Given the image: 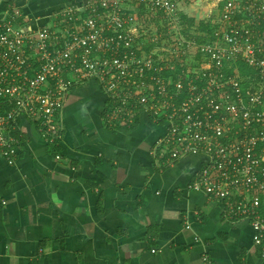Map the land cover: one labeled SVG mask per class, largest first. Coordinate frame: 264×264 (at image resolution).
I'll return each instance as SVG.
<instances>
[{"label": "built area", "instance_id": "2783aa9c", "mask_svg": "<svg viewBox=\"0 0 264 264\" xmlns=\"http://www.w3.org/2000/svg\"><path fill=\"white\" fill-rule=\"evenodd\" d=\"M201 2L209 34L199 41L202 33L177 30L169 49L177 59L168 64L142 53L140 26L130 21L141 10L174 23L179 0H85L45 23L7 8L0 18V156L17 160L24 121L57 145L70 89L95 79L112 124L131 125L145 113L164 126L151 149L159 166L204 158L188 188L219 200L232 223L248 221L264 256V0Z\"/></svg>", "mask_w": 264, "mask_h": 264}, {"label": "crops", "instance_id": "0c3cea01", "mask_svg": "<svg viewBox=\"0 0 264 264\" xmlns=\"http://www.w3.org/2000/svg\"><path fill=\"white\" fill-rule=\"evenodd\" d=\"M84 1L0 0V18L14 7L45 23ZM206 10L196 0L192 17ZM107 107L95 79L74 86L57 145L24 121L17 160L0 156V264H264L250 223H232L219 200L188 188L204 158L159 166L151 149L164 126L145 113L112 124Z\"/></svg>", "mask_w": 264, "mask_h": 264}, {"label": "rangeland", "instance_id": "374dc122", "mask_svg": "<svg viewBox=\"0 0 264 264\" xmlns=\"http://www.w3.org/2000/svg\"><path fill=\"white\" fill-rule=\"evenodd\" d=\"M179 1L181 4V9L174 23L168 22L162 15L161 16L163 17V19L161 16H160L161 19H159L158 16L151 17L150 13L144 11L143 13L139 14V21L137 22L138 25L140 26V33H141L136 40L138 42V48L140 50L141 49L143 50L142 51L143 54L144 52L151 53L153 51V53L159 55L158 59L162 60L165 64H168V62L177 59L175 55H172V53L169 52L170 46L173 44L171 38L174 37L175 32L178 30L180 33H183L185 36H189V34L193 31L198 32L197 28L199 27V22L203 21V19L195 20L193 22L182 21L181 19L182 13L188 12L187 11L188 6L190 5L195 6L196 0H179ZM183 6L185 7V10L183 9ZM155 17L158 19L155 20ZM204 20H208V19L204 18ZM132 22L133 21L131 20L130 23ZM194 28L196 30H194ZM201 37L203 38L204 36L201 35ZM155 38L157 39L154 40ZM154 50H157L158 52Z\"/></svg>", "mask_w": 264, "mask_h": 264}, {"label": "trees", "instance_id": "16d2710c", "mask_svg": "<svg viewBox=\"0 0 264 264\" xmlns=\"http://www.w3.org/2000/svg\"><path fill=\"white\" fill-rule=\"evenodd\" d=\"M141 13H143V11L141 12ZM185 13V12H184ZM182 13V15H181V19H182V21H187V22H193V21H195L196 19L194 18V17H190L189 15H188V13ZM150 15V14H149ZM151 17L152 16H158L159 17V19H161V15L159 14V15H150ZM161 16V17H160ZM152 19V18H151ZM154 19V18H153ZM158 18H156L155 17V20H157ZM162 19H163V17H162ZM204 21V22H203ZM203 21H201V22H199V27L197 28L198 29V33H202V35H207V34H209V31H210V22H209V20H204L203 19ZM194 30H196L195 28H194ZM200 31V32H199ZM197 38H198V40L199 41H205V39H203V38H201V37H199L198 35H197ZM187 63L188 62H190V59L189 58H187V57H184L183 58ZM181 68V67H180ZM179 68V69H180ZM109 109H110V102H109V99H108V107H107V110H106V113H105V116L107 115V113L109 112ZM136 117L137 116H134L133 118H134V121H133V124H134V122H135V120H136Z\"/></svg>", "mask_w": 264, "mask_h": 264}, {"label": "water", "instance_id": "95a60500", "mask_svg": "<svg viewBox=\"0 0 264 264\" xmlns=\"http://www.w3.org/2000/svg\"><path fill=\"white\" fill-rule=\"evenodd\" d=\"M199 2H201V0H198ZM194 5H191V7H190V11L188 12V15L190 16V17H192V13L194 12Z\"/></svg>", "mask_w": 264, "mask_h": 264}]
</instances>
